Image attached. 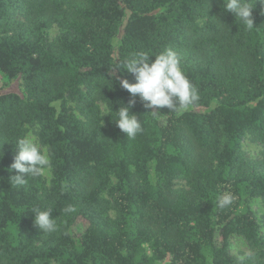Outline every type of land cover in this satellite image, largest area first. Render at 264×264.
Segmentation results:
<instances>
[{
    "label": "trees",
    "instance_id": "obj_1",
    "mask_svg": "<svg viewBox=\"0 0 264 264\" xmlns=\"http://www.w3.org/2000/svg\"><path fill=\"white\" fill-rule=\"evenodd\" d=\"M252 18L254 29L238 24L222 0H0V264H264L231 256L226 241L235 233L264 245L247 209L250 198L264 200L259 0ZM51 25L62 36L49 42ZM168 48L199 100L177 113L137 98L130 114L143 131L134 139L116 113L103 125L99 103L115 112L131 99L119 80L135 81L120 62ZM30 124L48 149V189L41 176L9 180ZM246 133L262 144L258 161L241 151ZM176 180L187 188L173 189ZM225 193L232 203L221 208ZM70 204L76 211L63 214ZM33 207L52 208L58 231L43 235Z\"/></svg>",
    "mask_w": 264,
    "mask_h": 264
},
{
    "label": "clouds",
    "instance_id": "obj_2",
    "mask_svg": "<svg viewBox=\"0 0 264 264\" xmlns=\"http://www.w3.org/2000/svg\"><path fill=\"white\" fill-rule=\"evenodd\" d=\"M259 2L264 4V0ZM222 4L223 10L231 13L238 24L254 29L252 13L255 0H222ZM150 57H154L151 62ZM121 68L130 73L135 81L130 83L127 79L119 80L121 88L130 94L131 99L127 106L121 105L115 112L112 108H106L105 115L116 113L115 125L129 139H134L143 131L138 115L130 114V107L136 103L137 98L146 109L167 108L177 113L199 100L198 90L181 69L180 56L174 49L168 48L151 55L144 51L133 53L120 62L117 69ZM151 114L158 116L157 112ZM15 149L17 154L8 171L16 173L9 179L16 186H25L29 177H39L50 168L48 149L42 147L30 134L18 137ZM232 199L230 193H225L218 199V206L223 208L231 204ZM75 211L76 207L71 204L62 209L65 215ZM31 213L34 216V226L43 235L58 231V217H52V208L33 207Z\"/></svg>",
    "mask_w": 264,
    "mask_h": 264
},
{
    "label": "rangeland",
    "instance_id": "obj_3",
    "mask_svg": "<svg viewBox=\"0 0 264 264\" xmlns=\"http://www.w3.org/2000/svg\"><path fill=\"white\" fill-rule=\"evenodd\" d=\"M45 35L47 37V40L49 42L56 41L62 36V31L56 26L51 25L45 30ZM7 82L6 78L0 73V87H2ZM100 106V112L102 116V124L106 127L108 126V116L106 114V108L108 106L105 103H99ZM69 109L71 114L78 120H81L82 117L78 113V111L75 108V104L70 102L69 103ZM105 115V116H104ZM104 116V117H103ZM31 135L36 138L38 143L42 147H46L44 143H42L39 139V129L37 125L30 124L25 125V135ZM24 135V136H25ZM241 151L245 158L258 161L262 158V152L263 147L262 144L256 140L252 135L246 133L240 143ZM41 177L44 180L45 183V189H48L50 187V182L52 179L51 176V167L43 174ZM117 180L116 178L111 175L109 177V187L112 188L116 185ZM173 189H186V183L182 180H176L172 183ZM103 197L107 199L109 202H111L110 194L108 191L104 192ZM247 209L250 211L252 216L254 217L258 230L257 234L260 238L264 239V200L261 197H253L250 198L247 204ZM111 216H114V212L110 211ZM83 226H78L76 229L77 231L83 230ZM227 241V251L228 253L235 257V258H248L252 255L257 256L259 259H264V245L261 244L259 246H253L247 239H245L243 236L238 234H230ZM144 250L146 254H150L149 249L145 246ZM51 264H57L56 262H52Z\"/></svg>",
    "mask_w": 264,
    "mask_h": 264
}]
</instances>
